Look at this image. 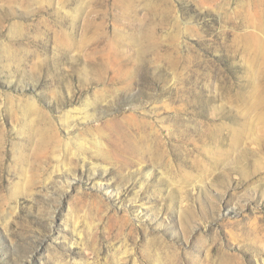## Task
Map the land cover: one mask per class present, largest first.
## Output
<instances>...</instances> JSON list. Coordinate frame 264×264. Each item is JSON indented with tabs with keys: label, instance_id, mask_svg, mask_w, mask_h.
I'll return each mask as SVG.
<instances>
[{
	"label": "rangeland",
	"instance_id": "obj_1",
	"mask_svg": "<svg viewBox=\"0 0 264 264\" xmlns=\"http://www.w3.org/2000/svg\"><path fill=\"white\" fill-rule=\"evenodd\" d=\"M0 264H264V0H0Z\"/></svg>",
	"mask_w": 264,
	"mask_h": 264
}]
</instances>
